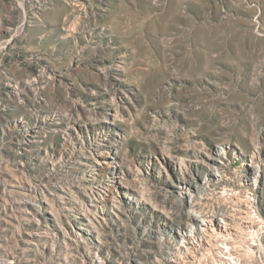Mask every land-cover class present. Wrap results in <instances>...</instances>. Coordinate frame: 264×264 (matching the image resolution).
Instances as JSON below:
<instances>
[{
    "label": "rangeland",
    "instance_id": "rangeland-1",
    "mask_svg": "<svg viewBox=\"0 0 264 264\" xmlns=\"http://www.w3.org/2000/svg\"><path fill=\"white\" fill-rule=\"evenodd\" d=\"M223 186L264 264V0H0V264H158Z\"/></svg>",
    "mask_w": 264,
    "mask_h": 264
},
{
    "label": "bare ground",
    "instance_id": "bare-ground-1",
    "mask_svg": "<svg viewBox=\"0 0 264 264\" xmlns=\"http://www.w3.org/2000/svg\"><path fill=\"white\" fill-rule=\"evenodd\" d=\"M221 152H223V148H218L215 154L208 152V157L206 156L207 158L203 161L210 169L213 168V171L212 169L211 171L219 181L223 180L220 173L221 164L223 163L220 160ZM258 159L260 158L257 156H251L250 162L248 163L251 167L250 172L253 175L252 177L256 181H258L262 170V166L259 163L261 161ZM207 185L196 187V193L200 197L206 195L211 189ZM238 191L229 188V186L221 187L220 192L229 196L230 205L226 209H217L209 212L210 210L206 211L201 207L198 208L195 206V201L193 200L196 194L188 189L186 195L190 198L191 207L186 213L184 221L180 224L181 231L179 230V235L182 237L183 242L181 244H175V246H170L168 241L162 236L157 242L156 247L157 252L162 258L156 257L155 263L164 264L166 258H168L170 261L178 264H192L199 257L193 251L198 248L199 255L204 258L209 253H215L218 257L217 260L213 258L217 262H214L215 264H259L256 258L249 259V257L244 256V253L247 254L249 252L250 254V252L262 251L263 246L260 237L263 231L261 225L262 219L257 215V211L253 209L254 203L248 191H244L245 193L243 192V195H239ZM196 202L198 201L196 200ZM177 252H181L182 255H177Z\"/></svg>",
    "mask_w": 264,
    "mask_h": 264
},
{
    "label": "built area",
    "instance_id": "built-area-1",
    "mask_svg": "<svg viewBox=\"0 0 264 264\" xmlns=\"http://www.w3.org/2000/svg\"><path fill=\"white\" fill-rule=\"evenodd\" d=\"M170 246H174V245H171V244H169ZM158 264H160V263H158ZM164 264H178V263H176V262H174V261H170V262H168V263H164ZM215 264V263H214Z\"/></svg>",
    "mask_w": 264,
    "mask_h": 264
}]
</instances>
